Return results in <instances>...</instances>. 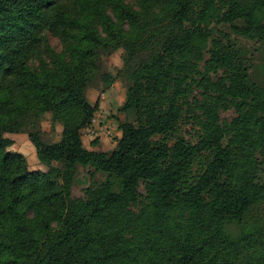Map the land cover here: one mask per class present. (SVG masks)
Instances as JSON below:
<instances>
[{"label": "trees", "instance_id": "16d2710c", "mask_svg": "<svg viewBox=\"0 0 264 264\" xmlns=\"http://www.w3.org/2000/svg\"><path fill=\"white\" fill-rule=\"evenodd\" d=\"M237 37L264 41V0H0V264H264V85ZM119 49L131 120L89 149ZM49 106L62 137L28 130L31 170L6 133ZM80 166L106 177L74 196Z\"/></svg>", "mask_w": 264, "mask_h": 264}, {"label": "rangeland", "instance_id": "374dc122", "mask_svg": "<svg viewBox=\"0 0 264 264\" xmlns=\"http://www.w3.org/2000/svg\"><path fill=\"white\" fill-rule=\"evenodd\" d=\"M237 38L240 45L248 50L251 64L250 80L259 85H264V41L255 42L243 37ZM51 41L58 50L62 49L58 38L53 36ZM123 53L124 50L119 49L112 54L103 56V69L115 76V82L108 87L102 79L98 78L87 90L89 100L94 104L99 102L95 121L82 131L84 144L89 149L112 151L122 135L120 123L131 120L121 109L126 102V91L132 82L133 75L131 69L123 61ZM233 115V111L222 113V116L226 118H231ZM28 130L43 132L46 141L60 140L63 126L54 119L52 106L48 107L39 120L28 125L26 130L6 133L7 137L14 140V143L8 147V152H21L27 157L31 170L46 171L48 167L39 160L35 145L29 138ZM197 131L198 128L191 120L183 124L182 134L192 143L197 142ZM174 141L175 139L171 138V145H174ZM105 177L104 173H94L93 168L80 166L73 186V195L84 196V189L87 186L94 182H100Z\"/></svg>", "mask_w": 264, "mask_h": 264}, {"label": "built area", "instance_id": "2783aa9c", "mask_svg": "<svg viewBox=\"0 0 264 264\" xmlns=\"http://www.w3.org/2000/svg\"><path fill=\"white\" fill-rule=\"evenodd\" d=\"M93 121H95V119H93ZM93 123V122H92Z\"/></svg>", "mask_w": 264, "mask_h": 264}, {"label": "crops", "instance_id": "0c3cea01", "mask_svg": "<svg viewBox=\"0 0 264 264\" xmlns=\"http://www.w3.org/2000/svg\"><path fill=\"white\" fill-rule=\"evenodd\" d=\"M95 150V149H94Z\"/></svg>", "mask_w": 264, "mask_h": 264}]
</instances>
